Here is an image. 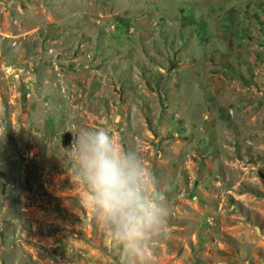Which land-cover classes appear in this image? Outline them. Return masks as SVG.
Segmentation results:
<instances>
[{"label":"rangeland","instance_id":"rangeland-1","mask_svg":"<svg viewBox=\"0 0 264 264\" xmlns=\"http://www.w3.org/2000/svg\"><path fill=\"white\" fill-rule=\"evenodd\" d=\"M100 127L167 190L151 264H264V0H0V264H119L66 170Z\"/></svg>","mask_w":264,"mask_h":264},{"label":"clouds","instance_id":"clouds-1","mask_svg":"<svg viewBox=\"0 0 264 264\" xmlns=\"http://www.w3.org/2000/svg\"><path fill=\"white\" fill-rule=\"evenodd\" d=\"M72 166L90 193L88 202L106 247L119 264H151L170 235L167 190L141 154L124 147L107 127L80 129L71 141Z\"/></svg>","mask_w":264,"mask_h":264}]
</instances>
